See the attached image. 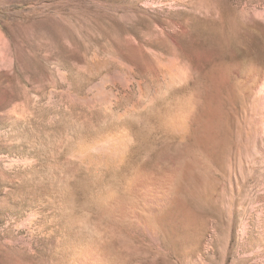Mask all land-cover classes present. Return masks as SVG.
<instances>
[{
    "label": "rangeland",
    "instance_id": "obj_1",
    "mask_svg": "<svg viewBox=\"0 0 264 264\" xmlns=\"http://www.w3.org/2000/svg\"><path fill=\"white\" fill-rule=\"evenodd\" d=\"M262 89L264 0H0V264H264Z\"/></svg>",
    "mask_w": 264,
    "mask_h": 264
},
{
    "label": "bare ground",
    "instance_id": "obj_2",
    "mask_svg": "<svg viewBox=\"0 0 264 264\" xmlns=\"http://www.w3.org/2000/svg\"><path fill=\"white\" fill-rule=\"evenodd\" d=\"M249 53V52H248ZM263 90V89H262ZM261 101L262 103L264 104V90L262 91V94H261Z\"/></svg>",
    "mask_w": 264,
    "mask_h": 264
}]
</instances>
